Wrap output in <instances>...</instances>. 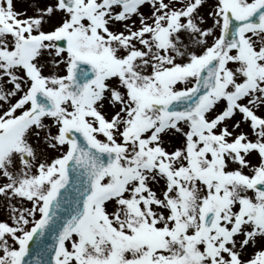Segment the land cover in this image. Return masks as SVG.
Masks as SVG:
<instances>
[{
    "label": "snow or ice",
    "instance_id": "1",
    "mask_svg": "<svg viewBox=\"0 0 264 264\" xmlns=\"http://www.w3.org/2000/svg\"><path fill=\"white\" fill-rule=\"evenodd\" d=\"M0 264H264V0H0Z\"/></svg>",
    "mask_w": 264,
    "mask_h": 264
},
{
    "label": "rangeland",
    "instance_id": "2",
    "mask_svg": "<svg viewBox=\"0 0 264 264\" xmlns=\"http://www.w3.org/2000/svg\"><path fill=\"white\" fill-rule=\"evenodd\" d=\"M21 5L19 3H17V7L19 8Z\"/></svg>",
    "mask_w": 264,
    "mask_h": 264
}]
</instances>
